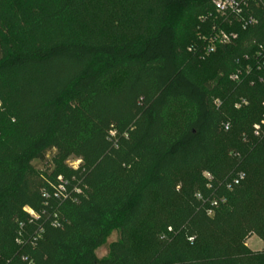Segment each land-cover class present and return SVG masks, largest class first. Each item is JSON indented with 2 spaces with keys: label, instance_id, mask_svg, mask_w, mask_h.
Instances as JSON below:
<instances>
[{
  "label": "trees",
  "instance_id": "obj_1",
  "mask_svg": "<svg viewBox=\"0 0 264 264\" xmlns=\"http://www.w3.org/2000/svg\"><path fill=\"white\" fill-rule=\"evenodd\" d=\"M175 7L207 32L181 38ZM242 13L245 30L213 0H0V264H260L235 237L264 239V73L229 75L264 43V0ZM213 23L237 38L204 55Z\"/></svg>",
  "mask_w": 264,
  "mask_h": 264
},
{
  "label": "built area",
  "instance_id": "obj_2",
  "mask_svg": "<svg viewBox=\"0 0 264 264\" xmlns=\"http://www.w3.org/2000/svg\"><path fill=\"white\" fill-rule=\"evenodd\" d=\"M247 6V0H213L214 12L216 14V19L220 20L222 24L227 23L231 25L232 19L235 18L239 22V26L242 30H245L247 27L255 23V18L252 15H247L243 17V10ZM237 38V33L234 31H226L220 27V25H215L213 23L210 28V32L207 37V47L203 49L204 55L213 53L218 46L227 45ZM190 50V49H189ZM247 60V58H245ZM255 69L256 72L264 73V43L257 46V50L253 56V63L247 64L242 70H237L236 72L229 75V80L232 83L240 84L242 82L243 73L248 76L251 75L252 71ZM255 84L264 85V74L255 76L252 80L249 81L250 86ZM214 105L216 108H219L221 101L219 99L214 100ZM248 102L246 99L241 98L235 102L234 107L236 109L243 106H247ZM261 117L257 123L252 126L251 134L254 138L258 140H264V101L261 103ZM230 124L228 122L222 124V129L228 131ZM236 158H239V154H234ZM78 162H76L77 164ZM207 184L206 187L210 188L211 176L208 173L203 174ZM244 178L243 172H237L232 178L231 184L228 185L230 188L233 185H237ZM198 198L199 195L197 196Z\"/></svg>",
  "mask_w": 264,
  "mask_h": 264
},
{
  "label": "rangeland",
  "instance_id": "obj_3",
  "mask_svg": "<svg viewBox=\"0 0 264 264\" xmlns=\"http://www.w3.org/2000/svg\"><path fill=\"white\" fill-rule=\"evenodd\" d=\"M6 6L16 10L19 14L22 10L27 8L28 0H5ZM169 18L172 24L177 25V31L181 38L186 40H194L197 35L207 32L206 26H203L199 17L190 18L184 14V11L175 7L169 11ZM192 116V108L185 102L173 104L165 112L167 131L170 135L176 134L184 124L190 120ZM2 120L0 121V128L2 127ZM68 163L76 165V159L70 157ZM186 178L185 174L179 173L177 180L180 186L183 179ZM235 239H241L239 244L243 245L245 251L260 257V264H264V239L257 233H246L241 236H236ZM119 240V233L117 230H112L106 238L104 244L95 250L97 258L101 259L108 255L109 246L111 243Z\"/></svg>",
  "mask_w": 264,
  "mask_h": 264
}]
</instances>
